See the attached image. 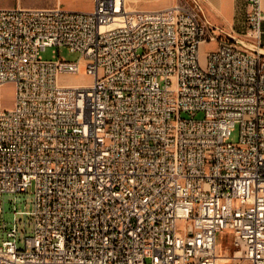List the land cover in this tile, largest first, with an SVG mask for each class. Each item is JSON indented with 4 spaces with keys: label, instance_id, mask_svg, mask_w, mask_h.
<instances>
[{
    "label": "built area",
    "instance_id": "obj_1",
    "mask_svg": "<svg viewBox=\"0 0 264 264\" xmlns=\"http://www.w3.org/2000/svg\"><path fill=\"white\" fill-rule=\"evenodd\" d=\"M94 1L0 7V264H264V55L235 38L264 48L263 0L232 34L193 0Z\"/></svg>",
    "mask_w": 264,
    "mask_h": 264
},
{
    "label": "rangeland",
    "instance_id": "obj_2",
    "mask_svg": "<svg viewBox=\"0 0 264 264\" xmlns=\"http://www.w3.org/2000/svg\"><path fill=\"white\" fill-rule=\"evenodd\" d=\"M63 7L65 6H75L79 9H85L91 6V0H62ZM146 0H133L130 1L131 8L138 9L140 4L145 2ZM22 2L23 5L30 7H46L54 5L53 0H0L1 8H12L17 7V5ZM204 6L206 7L208 13L216 19L217 14L216 10L219 8L216 0H204ZM216 17V18H215ZM216 44H206L201 49V57L204 60L206 54L215 49ZM64 58L70 61H76L79 59L80 54L78 52H72L66 46H54L48 47L42 51V58L45 60H56L58 58ZM93 81V77L86 74L85 70L81 73V75H67L60 77V82L65 84H79V83H89ZM1 96H2V108L3 109H12L15 106L16 100V85L13 83H8L0 88ZM231 141L237 143L239 141V127L237 126L233 129L231 135ZM5 208L6 213L4 214V219L9 222H13L15 217V211H25L31 212L33 210V193L32 190L28 193H18L16 195L6 196L5 197ZM19 219H22L23 222L26 220L28 222L27 231L31 234L32 227L30 225L31 215H18ZM184 222H180V228L183 227ZM20 229L24 230V225H20ZM227 234H231L232 231H225ZM22 236H24L22 234ZM229 242L227 239L224 241V246H227Z\"/></svg>",
    "mask_w": 264,
    "mask_h": 264
},
{
    "label": "crops",
    "instance_id": "obj_3",
    "mask_svg": "<svg viewBox=\"0 0 264 264\" xmlns=\"http://www.w3.org/2000/svg\"><path fill=\"white\" fill-rule=\"evenodd\" d=\"M53 1H54L53 3L54 5L46 6V7H60L64 10H69V11H92L95 8L94 0H91V6L85 9H79L71 5L63 7L62 0H53ZM130 1L133 0H127L130 9L137 11L162 10L172 7L178 2V0H146L145 2L140 4L138 9H135V8H131ZM193 1L196 4L200 5L202 7V10L206 13L208 18L210 19V21L214 23L216 26L220 27L222 30L232 34L234 32H241L244 29L245 17L247 12V0H216L219 6V8L215 11L217 14L216 16L217 18L215 17L216 19H214L208 13L206 7L204 6V0H193ZM26 7H30V6H26ZM263 9H264V0H263Z\"/></svg>",
    "mask_w": 264,
    "mask_h": 264
},
{
    "label": "water",
    "instance_id": "obj_4",
    "mask_svg": "<svg viewBox=\"0 0 264 264\" xmlns=\"http://www.w3.org/2000/svg\"><path fill=\"white\" fill-rule=\"evenodd\" d=\"M235 38L238 41V43H240L244 47L249 48V49L254 50V51H257V52H260L261 54L264 55V48L258 47L257 45L250 43L248 41H245L244 39H241L239 37H235Z\"/></svg>",
    "mask_w": 264,
    "mask_h": 264
}]
</instances>
